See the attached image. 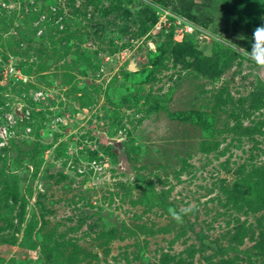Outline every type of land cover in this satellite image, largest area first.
<instances>
[{
  "label": "rangeland",
  "instance_id": "1",
  "mask_svg": "<svg viewBox=\"0 0 264 264\" xmlns=\"http://www.w3.org/2000/svg\"><path fill=\"white\" fill-rule=\"evenodd\" d=\"M261 25L264 0H0V264H264Z\"/></svg>",
  "mask_w": 264,
  "mask_h": 264
},
{
  "label": "clouds",
  "instance_id": "2",
  "mask_svg": "<svg viewBox=\"0 0 264 264\" xmlns=\"http://www.w3.org/2000/svg\"><path fill=\"white\" fill-rule=\"evenodd\" d=\"M250 59L264 66V25L257 27L251 38ZM174 218L180 220V215L174 213Z\"/></svg>",
  "mask_w": 264,
  "mask_h": 264
},
{
  "label": "built area",
  "instance_id": "3",
  "mask_svg": "<svg viewBox=\"0 0 264 264\" xmlns=\"http://www.w3.org/2000/svg\"><path fill=\"white\" fill-rule=\"evenodd\" d=\"M18 73L20 74V72H18ZM41 95H42V93H32L31 96H33L36 99ZM14 117H15V114L6 116L8 121H10L11 123H14V121H13ZM10 137H11V133L9 131V126L4 125V124H0V150L1 151L4 150L7 146H9Z\"/></svg>",
  "mask_w": 264,
  "mask_h": 264
},
{
  "label": "trees",
  "instance_id": "4",
  "mask_svg": "<svg viewBox=\"0 0 264 264\" xmlns=\"http://www.w3.org/2000/svg\"><path fill=\"white\" fill-rule=\"evenodd\" d=\"M4 152V158H5V163L8 164V162L10 161V150H9V146H7L4 150H2Z\"/></svg>",
  "mask_w": 264,
  "mask_h": 264
},
{
  "label": "water",
  "instance_id": "5",
  "mask_svg": "<svg viewBox=\"0 0 264 264\" xmlns=\"http://www.w3.org/2000/svg\"><path fill=\"white\" fill-rule=\"evenodd\" d=\"M88 46H89V47H93L94 45L90 44V45H88ZM130 69H131V70H135V66H134V67L131 66ZM16 112H17V114L19 115L20 111H19L18 109L16 110ZM108 142L114 144V143L117 142V140H115V139H110V140H108Z\"/></svg>",
  "mask_w": 264,
  "mask_h": 264
}]
</instances>
